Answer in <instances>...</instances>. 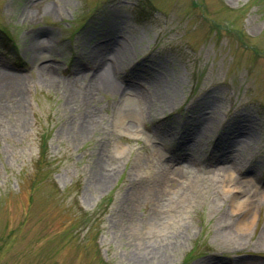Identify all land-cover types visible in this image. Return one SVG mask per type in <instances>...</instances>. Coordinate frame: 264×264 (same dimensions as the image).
Returning a JSON list of instances; mask_svg holds the SVG:
<instances>
[{
	"label": "rangeland",
	"instance_id": "obj_1",
	"mask_svg": "<svg viewBox=\"0 0 264 264\" xmlns=\"http://www.w3.org/2000/svg\"><path fill=\"white\" fill-rule=\"evenodd\" d=\"M198 117L195 171L243 147L239 176L264 183V0H0V264H264V199L236 211L246 194L220 183L183 206L186 235L158 258L129 227V180L156 148L176 157Z\"/></svg>",
	"mask_w": 264,
	"mask_h": 264
},
{
	"label": "bare ground",
	"instance_id": "obj_2",
	"mask_svg": "<svg viewBox=\"0 0 264 264\" xmlns=\"http://www.w3.org/2000/svg\"><path fill=\"white\" fill-rule=\"evenodd\" d=\"M109 45V44H108ZM115 44L107 50V55L111 59L116 58L114 54ZM118 46V45H117ZM105 47H107L105 45ZM120 53L125 52V47L120 44ZM116 64L114 61L104 60L97 67L98 79L108 85L109 76L112 72H115ZM49 74H52L51 68L48 70ZM96 114L91 113L87 120V128L96 121ZM192 116V115H191ZM195 129H187L186 131L180 130L182 147L180 153L176 157H168L162 155L157 148L153 150L151 154V160L146 161V170L141 172L142 174H136L129 180L131 189L127 194L126 203L132 208L131 213L128 214L129 227L135 228L139 235L143 238V244L145 248L144 258L151 259L152 257L158 258L162 255V252H166L168 248H172L183 236L186 235V223L183 215L182 208L185 204L192 201L196 196L207 194L209 191L218 187L219 183L227 190L230 199H236L238 194L243 192L246 194V198L238 201V204L234 206V210L248 215L252 214L253 207L256 205L258 198L264 199V190L256 185L253 179H242L239 176V170L242 167L243 160L242 155L244 148L237 149L238 152L232 149L231 145H227L226 149L217 148L214 160L216 162L215 168L207 170L204 173H198L193 168V157L189 155L194 147L197 135L196 131L200 133L203 129V124L198 118H195ZM212 122V121H210ZM208 127L210 124L208 123ZM132 129L137 131V128ZM175 129L177 127H174ZM174 128L173 131L175 130ZM196 130V131H195ZM178 132V131H177ZM228 138L230 143H233L239 136L247 135L244 126H235ZM238 142V139L236 140ZM241 145V144H239ZM234 146V144H233ZM218 147V145H217ZM182 159H186L188 165L181 162ZM246 173L252 170L244 168ZM105 167L103 168V174L100 178L103 183L107 182L109 173ZM237 173V176L234 175ZM138 173V172H136ZM143 184L140 189L139 184ZM244 183L251 186V190L244 187ZM132 184V185H131ZM231 186L233 188H231ZM243 188V190H241ZM140 189V190H139ZM236 189V190H234ZM216 190V189H214ZM148 204L147 213L143 214V217L137 218L133 209L138 204ZM211 204L215 209H222L223 204L218 203L217 199H211ZM249 219V218H248ZM250 220H245L244 225H240V230H247L249 228ZM223 225L219 226L218 233L223 232ZM228 234L229 239H226V243L234 240L231 233Z\"/></svg>",
	"mask_w": 264,
	"mask_h": 264
}]
</instances>
